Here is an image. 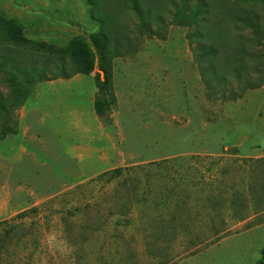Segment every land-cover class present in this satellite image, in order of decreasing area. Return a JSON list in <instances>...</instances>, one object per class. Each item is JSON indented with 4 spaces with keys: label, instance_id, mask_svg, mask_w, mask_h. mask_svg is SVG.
<instances>
[{
    "label": "rangeland",
    "instance_id": "1",
    "mask_svg": "<svg viewBox=\"0 0 264 264\" xmlns=\"http://www.w3.org/2000/svg\"><path fill=\"white\" fill-rule=\"evenodd\" d=\"M93 1L0 0V16L30 41L14 44L0 28V156L17 160L0 159V264H256L264 249V82L236 100L218 91L209 98L194 35L234 45L239 33L250 35L226 14L243 0H136L150 11L151 31L139 27L133 0ZM183 1L187 12L202 4L205 20L178 25ZM248 4L264 20V4ZM99 18L129 36L102 96L97 60L93 72L78 74L64 55L62 71L50 51L82 37L94 52ZM247 46L251 71L264 62V42L259 52ZM94 90L105 102L99 119ZM33 107L47 113L38 148L24 134L22 114Z\"/></svg>",
    "mask_w": 264,
    "mask_h": 264
},
{
    "label": "trees",
    "instance_id": "2",
    "mask_svg": "<svg viewBox=\"0 0 264 264\" xmlns=\"http://www.w3.org/2000/svg\"><path fill=\"white\" fill-rule=\"evenodd\" d=\"M185 1L173 15L175 22L180 26H191L198 25V22L204 21L205 17L200 18L205 13L202 9V4L187 12ZM89 2L90 5L94 4L93 0H89ZM243 2L244 5L238 11L230 9L226 13L233 15L232 17L236 24H240V26L237 25L238 29H249L251 31L250 35L239 33L240 38L235 45L232 43V39H227L226 37H222L218 41L210 35L204 37L201 31H196L194 34L200 39V45L202 46V49L197 52L201 57L199 71L202 82L208 91L207 95L211 99H215L213 96L218 91L220 93V95H217L218 97L226 100H236L248 90L259 88L264 82V62L260 61L257 67L252 68L256 72L260 70L256 78L251 77L252 69L251 71H246L247 64L245 63L246 56L252 57L247 44L254 43L261 47V50H256L259 52L263 51L264 42V20L253 9H248L245 4L249 5L248 3L252 2L264 4V0H243ZM131 8L139 20V27L151 31L146 24L147 19H150V11H144L136 0L132 1ZM99 22V29L91 35L95 47L94 52L88 47L82 37L74 38L64 49H50V51L60 54L62 71L65 70L64 55L69 56L73 65V73L78 74L88 75L93 72L97 60L96 81L99 94L102 96L111 83L112 60L120 54L123 44L129 43V36H124L116 28L114 30L111 26L112 24L104 18H99ZM0 28L6 32L8 40L12 43L22 47H26L30 43L21 33L20 27L12 20L0 16ZM161 38H165V35H161ZM99 72H102L103 77L100 76ZM243 78L244 80L241 81ZM234 81L238 83L233 84ZM104 103L102 97L94 100L93 105L96 114H102ZM0 108H4L2 99H0ZM13 228L9 227L6 229L7 233L14 232ZM256 264H264V249Z\"/></svg>",
    "mask_w": 264,
    "mask_h": 264
},
{
    "label": "crops",
    "instance_id": "3",
    "mask_svg": "<svg viewBox=\"0 0 264 264\" xmlns=\"http://www.w3.org/2000/svg\"><path fill=\"white\" fill-rule=\"evenodd\" d=\"M71 79H75L74 76H73V78L71 77ZM68 80H70V78H66L65 77V78H61V79L59 78L56 81H58L59 83H63L64 81H68ZM45 82H48L50 84H54V81H52V80L45 81ZM41 83L42 82H40L37 85L36 88H39L41 86ZM94 94H95V90L93 91V104H94ZM94 113L96 115L95 118L99 119L97 117L96 112H95V108H94ZM46 114L47 113L44 110H42V109H40L38 107L29 108V109H27V111H25L24 114H22V117L24 118V124H25L24 134L28 135L29 132H32L30 135H28V139L31 142V144H32L31 146H33V148H38L37 145H38V143L40 142V139H41L40 134H41V132H43L42 131V124H43V122L45 120ZM51 149H52V153L55 155V157L58 156L59 152H58L56 146L55 145L54 146L51 145ZM20 152H21L22 155L27 154V151L24 150V148H21ZM30 154L34 156V159H38V158H36V155L34 153H30ZM12 157L16 158V155L7 154L5 156H0V159H7L9 165H13V164L16 165L17 164V160H15L14 162L11 161ZM22 157H21V159H22ZM39 161L41 162V165L46 168V170H48L50 172L54 170L52 165L47 164L46 162H42L41 160H39ZM67 161L71 162V165L76 162L74 158H68ZM72 169H73V166H71V168L68 167L66 169V173L68 174V176H69V173L71 172ZM88 177H90V176H87L85 178H88ZM3 194H4V199H7V193L4 191ZM8 204H9L8 201H5L3 209H7L8 208Z\"/></svg>",
    "mask_w": 264,
    "mask_h": 264
}]
</instances>
